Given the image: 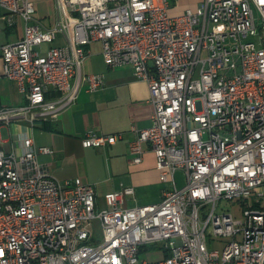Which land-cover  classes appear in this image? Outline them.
I'll list each match as a JSON object with an SVG mask.
<instances>
[{
    "label": "built area",
    "instance_id": "obj_1",
    "mask_svg": "<svg viewBox=\"0 0 264 264\" xmlns=\"http://www.w3.org/2000/svg\"><path fill=\"white\" fill-rule=\"evenodd\" d=\"M177 2L55 0L46 23L37 0H0V25L17 36L0 43V78L25 100L0 107V264H264V0H201L173 13ZM96 41L109 66L129 65L148 83L151 124L133 127L130 154L140 163L144 144L154 152L172 183L159 202L124 206L135 193L126 186L99 207L90 182L59 179L39 161L54 148L11 129L54 119L83 86L106 85L83 70ZM124 134L89 129L81 142L103 147ZM151 251L163 257H141Z\"/></svg>",
    "mask_w": 264,
    "mask_h": 264
},
{
    "label": "crops",
    "instance_id": "obj_2",
    "mask_svg": "<svg viewBox=\"0 0 264 264\" xmlns=\"http://www.w3.org/2000/svg\"><path fill=\"white\" fill-rule=\"evenodd\" d=\"M200 1L178 0L172 12L180 13L187 7H196ZM5 35L7 40L17 37L8 31ZM98 42L90 44L91 54L83 70L103 73L106 85L93 91L83 86L77 100L46 124H12L11 129L17 138L27 132L33 135L38 145L54 148V154H40L39 161L59 179L80 176L90 182L95 188L99 207L105 204L107 192L126 186L133 187L135 193L125 196L124 206L159 202L164 189L172 183L160 178L154 152L144 144L145 152L140 163H133L130 154V142L135 137L133 127L144 128L151 124L154 106L150 101L148 83L137 78L129 65L109 66L102 54V44L100 51L91 48ZM89 129L105 134H125L110 145L85 147L81 138ZM8 134L7 138H10V132Z\"/></svg>",
    "mask_w": 264,
    "mask_h": 264
},
{
    "label": "rangeland",
    "instance_id": "obj_3",
    "mask_svg": "<svg viewBox=\"0 0 264 264\" xmlns=\"http://www.w3.org/2000/svg\"><path fill=\"white\" fill-rule=\"evenodd\" d=\"M38 3V13L44 16V21L48 23L51 19H53L56 15V8H55V0H37ZM15 38V34L11 33ZM12 38V37H11ZM7 40V36L2 29V24L0 25V43ZM11 40V39H10ZM49 43L44 44V48L46 49ZM92 50L100 51L101 50V43H96L93 45ZM17 83L15 81L7 78L2 77L0 78V94L2 97L3 105H18L24 103L23 95L18 91ZM3 134L4 136H9V130L7 127H3ZM177 183L179 186L185 184V175L182 170H178L175 174ZM221 206L224 209L230 208L234 215L238 218H241L243 215L242 207L239 203L229 201V200H222ZM95 226H97V234L100 235V226L99 222H94ZM141 257H145L149 260H156L163 257V253L161 251H151L148 253L141 254Z\"/></svg>",
    "mask_w": 264,
    "mask_h": 264
},
{
    "label": "trees",
    "instance_id": "obj_4",
    "mask_svg": "<svg viewBox=\"0 0 264 264\" xmlns=\"http://www.w3.org/2000/svg\"><path fill=\"white\" fill-rule=\"evenodd\" d=\"M3 106V103H2V99H1V95H0V107ZM44 124H46L48 121H42Z\"/></svg>",
    "mask_w": 264,
    "mask_h": 264
}]
</instances>
